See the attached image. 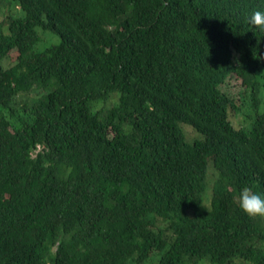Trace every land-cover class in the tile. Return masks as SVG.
Segmentation results:
<instances>
[{
  "label": "trees",
  "instance_id": "trees-1",
  "mask_svg": "<svg viewBox=\"0 0 264 264\" xmlns=\"http://www.w3.org/2000/svg\"><path fill=\"white\" fill-rule=\"evenodd\" d=\"M2 11L0 264H264V217L236 197L264 193V0Z\"/></svg>",
  "mask_w": 264,
  "mask_h": 264
},
{
  "label": "rangeland",
  "instance_id": "rangeland-1",
  "mask_svg": "<svg viewBox=\"0 0 264 264\" xmlns=\"http://www.w3.org/2000/svg\"><path fill=\"white\" fill-rule=\"evenodd\" d=\"M4 3H6V0H0V21L6 18V15L2 11V7ZM12 16L13 17L23 16V12L18 7V9L12 12ZM57 40H58V37L55 34L49 31H41V40L38 44L43 43V47H44L48 45L49 43L56 42ZM38 44L36 45L37 48L41 49L42 47L39 46ZM240 85H241L240 81L231 75L227 78L226 85L223 86V89L226 90L230 94V96H235L238 90L241 88ZM113 96L117 98L116 95H113ZM250 110L251 109L247 107V108H244V110L241 111L239 114H233V113L230 114V121L236 127L250 126V123H251L250 117L252 116V113H251L252 110L251 111ZM180 126L185 134L186 140L193 142L194 140H200L203 138L201 134L193 130L189 124L181 123Z\"/></svg>",
  "mask_w": 264,
  "mask_h": 264
},
{
  "label": "clouds",
  "instance_id": "clouds-1",
  "mask_svg": "<svg viewBox=\"0 0 264 264\" xmlns=\"http://www.w3.org/2000/svg\"><path fill=\"white\" fill-rule=\"evenodd\" d=\"M251 16H252V19L254 21H257L258 23L260 21H264V11H255L251 14ZM37 31H39V34L41 35V31L43 30L37 29ZM56 36L59 39V36L58 35ZM38 150H40V148ZM236 197H237V204H238L239 210L242 213H244L246 216L264 217V193H259L257 191L252 190L248 186H243L237 192Z\"/></svg>",
  "mask_w": 264,
  "mask_h": 264
}]
</instances>
